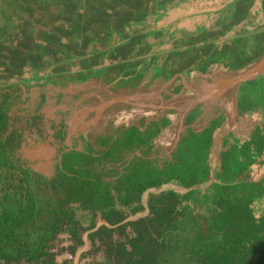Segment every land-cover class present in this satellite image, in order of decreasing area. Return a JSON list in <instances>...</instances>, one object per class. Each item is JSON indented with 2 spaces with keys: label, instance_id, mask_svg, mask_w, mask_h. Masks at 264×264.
Segmentation results:
<instances>
[{
  "label": "crops",
  "instance_id": "0c3cea01",
  "mask_svg": "<svg viewBox=\"0 0 264 264\" xmlns=\"http://www.w3.org/2000/svg\"><path fill=\"white\" fill-rule=\"evenodd\" d=\"M27 84L66 150L156 128L128 161L148 143L162 165L190 159L189 143L207 139L211 175L195 187L223 160L264 178V0H0V89ZM168 189L188 190L146 192Z\"/></svg>",
  "mask_w": 264,
  "mask_h": 264
},
{
  "label": "trees",
  "instance_id": "16d2710c",
  "mask_svg": "<svg viewBox=\"0 0 264 264\" xmlns=\"http://www.w3.org/2000/svg\"><path fill=\"white\" fill-rule=\"evenodd\" d=\"M11 87L0 89V264H61L55 248L62 233L70 237L68 259L88 234L81 264H264V178H240L252 162L223 160L216 180L195 187L211 175L207 139L189 143L190 159L181 153L162 165L148 143L147 152L128 161V152L158 133L132 129L82 149L64 145L46 175L15 154L21 136L11 129ZM56 136L63 142L66 131ZM172 180L188 190L149 192L144 203L146 191Z\"/></svg>",
  "mask_w": 264,
  "mask_h": 264
},
{
  "label": "rangeland",
  "instance_id": "374dc122",
  "mask_svg": "<svg viewBox=\"0 0 264 264\" xmlns=\"http://www.w3.org/2000/svg\"><path fill=\"white\" fill-rule=\"evenodd\" d=\"M10 89L14 91L13 100H11V103L9 104L11 129L14 128L21 136L17 142L15 154L20 160L28 161L30 163V166H32L35 170L43 172L46 175H50L51 170L55 164L56 156L51 155L50 157L49 149L51 146H54L56 148V150L54 148L55 152L59 153V150L63 148L64 141H60V139L53 134L52 127L49 129L48 126L50 123L49 120H51L50 117L47 119V117L44 116L41 120V118L39 116H36L34 111H32L35 107H41V105L39 104V102H37L39 99L36 98L34 101L35 105L32 106V103L34 102L32 101V97L30 96L32 92V87L30 84H27V86L25 87H18L17 85H13ZM54 137L56 140L55 142H53ZM67 145L68 144H65V146ZM122 167H124V164H122ZM110 179L115 180L116 177L111 176ZM148 194V192H145L144 194V203H147ZM127 211L130 212V209H128ZM147 213V210L140 211L138 213L132 214L130 218H137ZM76 215L77 218L81 220V222H83V224H89L87 213L78 210L76 211ZM86 235L88 237V234ZM69 238L70 237L67 233H62L59 236V240H57L56 242L57 247L55 248V251L58 254V262H60L61 264H81L82 261H86L85 259H82V255L90 249L91 243L90 247L80 253L79 256H74L72 259H68L69 253L66 249L63 248H65V246L70 243ZM87 258L88 261L91 260V258Z\"/></svg>",
  "mask_w": 264,
  "mask_h": 264
},
{
  "label": "bare ground",
  "instance_id": "6f19581e",
  "mask_svg": "<svg viewBox=\"0 0 264 264\" xmlns=\"http://www.w3.org/2000/svg\"><path fill=\"white\" fill-rule=\"evenodd\" d=\"M218 151H219V147L216 148V154L218 153Z\"/></svg>",
  "mask_w": 264,
  "mask_h": 264
}]
</instances>
